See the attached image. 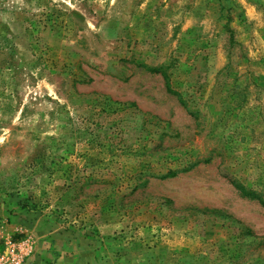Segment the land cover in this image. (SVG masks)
Returning <instances> with one entry per match:
<instances>
[{
	"label": "rangeland",
	"instance_id": "374dc122",
	"mask_svg": "<svg viewBox=\"0 0 264 264\" xmlns=\"http://www.w3.org/2000/svg\"><path fill=\"white\" fill-rule=\"evenodd\" d=\"M260 201L264 0H0V250L264 264Z\"/></svg>",
	"mask_w": 264,
	"mask_h": 264
},
{
	"label": "built area",
	"instance_id": "2783aa9c",
	"mask_svg": "<svg viewBox=\"0 0 264 264\" xmlns=\"http://www.w3.org/2000/svg\"><path fill=\"white\" fill-rule=\"evenodd\" d=\"M0 264H25L22 249L14 244H5L0 250Z\"/></svg>",
	"mask_w": 264,
	"mask_h": 264
},
{
	"label": "trees",
	"instance_id": "16d2710c",
	"mask_svg": "<svg viewBox=\"0 0 264 264\" xmlns=\"http://www.w3.org/2000/svg\"><path fill=\"white\" fill-rule=\"evenodd\" d=\"M176 174H177L176 171H168L165 175L161 176L160 178L162 179V178H166V177H175ZM239 190H240V192H241V194L243 196H246V197H248L250 199L257 198L256 195L254 193H252V191L251 192L250 191H245L244 188H239ZM260 203L262 205H264V201H260Z\"/></svg>",
	"mask_w": 264,
	"mask_h": 264
}]
</instances>
